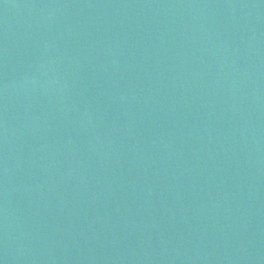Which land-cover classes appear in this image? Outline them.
I'll use <instances>...</instances> for the list:
<instances>
[{
    "label": "water",
    "instance_id": "water-1",
    "mask_svg": "<svg viewBox=\"0 0 264 264\" xmlns=\"http://www.w3.org/2000/svg\"><path fill=\"white\" fill-rule=\"evenodd\" d=\"M2 264H264V0H0Z\"/></svg>",
    "mask_w": 264,
    "mask_h": 264
},
{
    "label": "snow or ice",
    "instance_id": "snow-or-ice-1",
    "mask_svg": "<svg viewBox=\"0 0 264 264\" xmlns=\"http://www.w3.org/2000/svg\"><path fill=\"white\" fill-rule=\"evenodd\" d=\"M0 264H2V262H0Z\"/></svg>",
    "mask_w": 264,
    "mask_h": 264
}]
</instances>
